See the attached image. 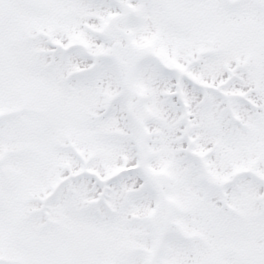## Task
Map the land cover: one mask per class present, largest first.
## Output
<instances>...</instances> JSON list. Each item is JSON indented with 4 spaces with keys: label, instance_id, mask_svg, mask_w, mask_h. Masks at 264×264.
Segmentation results:
<instances>
[{
    "label": "snow or ice",
    "instance_id": "obj_1",
    "mask_svg": "<svg viewBox=\"0 0 264 264\" xmlns=\"http://www.w3.org/2000/svg\"><path fill=\"white\" fill-rule=\"evenodd\" d=\"M0 264H264V0H0Z\"/></svg>",
    "mask_w": 264,
    "mask_h": 264
}]
</instances>
